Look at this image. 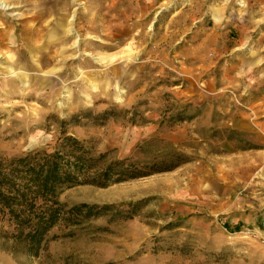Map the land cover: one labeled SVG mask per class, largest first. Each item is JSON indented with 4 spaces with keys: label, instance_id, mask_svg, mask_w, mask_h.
Returning a JSON list of instances; mask_svg holds the SVG:
<instances>
[{
    "label": "rangeland",
    "instance_id": "rangeland-1",
    "mask_svg": "<svg viewBox=\"0 0 264 264\" xmlns=\"http://www.w3.org/2000/svg\"><path fill=\"white\" fill-rule=\"evenodd\" d=\"M0 1V156L66 133L106 162L188 158L64 190L114 207L38 257L0 237V264H264V0Z\"/></svg>",
    "mask_w": 264,
    "mask_h": 264
},
{
    "label": "trees",
    "instance_id": "trees-1",
    "mask_svg": "<svg viewBox=\"0 0 264 264\" xmlns=\"http://www.w3.org/2000/svg\"><path fill=\"white\" fill-rule=\"evenodd\" d=\"M107 114L102 112V116ZM76 117L70 121H76ZM105 157V153L93 154L79 139L66 133L51 149L0 156V222L5 227L0 237L10 242L11 252L38 257L53 228L75 227L114 207L85 202L68 205L59 200L64 190L79 185L104 188L171 171L188 162L175 150L144 163L128 157L106 162ZM138 204L127 203L131 208Z\"/></svg>",
    "mask_w": 264,
    "mask_h": 264
},
{
    "label": "bare ground",
    "instance_id": "bare-ground-1",
    "mask_svg": "<svg viewBox=\"0 0 264 264\" xmlns=\"http://www.w3.org/2000/svg\"><path fill=\"white\" fill-rule=\"evenodd\" d=\"M0 9H2V10H7V9H8L7 4L4 3L3 1H0ZM67 31H68V30H66L64 27H62L61 24L59 23L58 28L55 27V29H54L53 32H54L55 34H62V33H63V34H66ZM59 32H60V33H59Z\"/></svg>",
    "mask_w": 264,
    "mask_h": 264
}]
</instances>
